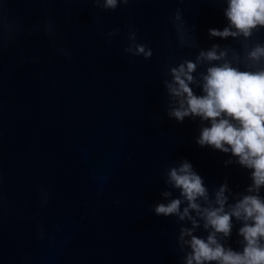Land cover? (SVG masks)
Segmentation results:
<instances>
[{
	"label": "water",
	"instance_id": "water-1",
	"mask_svg": "<svg viewBox=\"0 0 264 264\" xmlns=\"http://www.w3.org/2000/svg\"><path fill=\"white\" fill-rule=\"evenodd\" d=\"M225 7L0 0V264H183L176 217L153 212L166 202L168 167L187 159L210 194L225 182L244 193L251 183L230 153L195 142L198 117L166 115L169 65L213 44L242 52L239 40L208 34L226 26ZM177 9L182 23L172 19ZM130 30L150 58L124 52ZM255 42H264V28ZM241 226L233 218L226 246L241 249Z\"/></svg>",
	"mask_w": 264,
	"mask_h": 264
},
{
	"label": "clouds",
	"instance_id": "clouds-1",
	"mask_svg": "<svg viewBox=\"0 0 264 264\" xmlns=\"http://www.w3.org/2000/svg\"><path fill=\"white\" fill-rule=\"evenodd\" d=\"M88 2L115 10L130 0ZM220 2L226 4L223 14L227 24L223 29H208V34L239 40L242 52L213 44L208 49L201 48L194 60L169 65L170 79L163 80L168 97L166 115L178 123L198 117L201 126L195 142L230 153L235 163L250 170L251 183L244 193L233 194L225 182L210 194L191 162L183 159L168 167L164 180L168 187L160 193L166 202L156 203L153 212L156 216L176 217L183 264H264V197L260 195L264 187V42L249 45L253 33L264 28V0ZM172 19L183 22L180 9ZM46 28L51 31L50 24ZM118 31L112 29L106 35L110 38ZM124 52L145 59L152 56L151 48L137 43L135 30L129 31ZM202 65H206L205 70L198 72ZM194 87L200 89V94ZM174 190L178 196H173ZM230 195L233 202H229ZM233 218L242 225L237 230L242 237L240 250L226 246ZM201 228L206 237L195 234Z\"/></svg>",
	"mask_w": 264,
	"mask_h": 264
}]
</instances>
